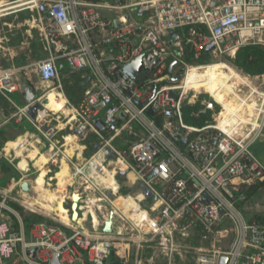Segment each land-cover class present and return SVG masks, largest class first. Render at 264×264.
Segmentation results:
<instances>
[{
    "label": "built area",
    "instance_id": "obj_1",
    "mask_svg": "<svg viewBox=\"0 0 264 264\" xmlns=\"http://www.w3.org/2000/svg\"><path fill=\"white\" fill-rule=\"evenodd\" d=\"M4 10L36 14L32 22L43 34L46 54L33 66L40 81L57 83V94L64 95L61 62L87 72L83 98L72 106L66 100L63 126L72 129L70 137L95 142L87 158L68 156L64 143L54 139L57 126L45 125L50 122L45 104L34 119L27 114L29 104L18 107L45 139L47 164L69 165V186L84 194L80 208L90 229L82 212L74 223L41 221L27 232L20 221L13 232L0 213V264H103L117 237L133 224L115 209L112 231H99L97 203L107 198L105 190H114L109 177L126 173L156 197L153 218L134 224L139 230L148 226L162 234L186 216L206 235L223 236L228 224V248L200 251L195 264H219L222 256L225 264H264V224L248 222L236 204L243 199L241 184L264 180V164L253 152L264 132V69L249 75L220 64L212 78V64L194 67L183 61L187 51L196 57L234 56L243 45L264 48V0H15L0 4ZM135 59L145 72L139 80L123 70ZM20 89L14 70L0 64V95L15 105L9 94ZM185 103H198L196 114L210 121L185 123ZM124 134L136 139L122 152ZM30 146L29 138L20 136L4 147L18 158L21 172L28 170L27 162L24 168L19 163ZM22 180L13 185L20 188Z\"/></svg>",
    "mask_w": 264,
    "mask_h": 264
},
{
    "label": "rangeland",
    "instance_id": "obj_2",
    "mask_svg": "<svg viewBox=\"0 0 264 264\" xmlns=\"http://www.w3.org/2000/svg\"><path fill=\"white\" fill-rule=\"evenodd\" d=\"M235 56L236 54L230 56L226 54L211 55L204 53L196 57L192 54L191 59L184 58L183 61L194 67L215 63L226 64L236 71L245 73L239 70L235 65ZM37 60L38 59H35L32 62H36ZM176 68L177 67H175V70ZM84 73L87 72L85 71ZM63 74V72H60L61 85L64 94L63 97L72 106L74 104L67 99L65 88L71 84H75L80 78H72L70 81H65ZM194 75L198 76L196 73ZM16 76L21 81L29 83L34 92H38L46 97L44 104L45 109L49 111L48 119H50V122L45 125L57 126L58 129L62 128V130H57L54 138L61 140L63 136L62 131L64 133H71L72 129L70 127L63 126L66 119L62 113L68 112L67 108L70 105H66L65 102L60 101L53 93H51V91H55L57 83L47 84L41 81V84L36 85V82H39L40 80L36 75L33 64L25 69L18 70ZM26 78H29V81L26 80ZM202 97L207 96L204 95ZM9 98L16 104L25 103V94L21 92V89L9 94ZM14 110L16 109L14 108ZM50 111L56 113L53 114ZM58 116L59 118H57ZM24 120L32 125L27 118L20 114L9 119L5 124L7 134L4 135V137L8 138L9 142L14 141L19 135L27 136L29 138L31 146L27 153L21 155V158L23 159L20 161L19 167L24 168L26 166V160L24 157L29 154V157L32 158L33 161L32 163L29 162V170L24 176L25 179L29 181L30 189L23 195L13 191L9 194L11 195V198L7 197L6 199L15 201L14 199L18 198V200L26 201L28 206L27 208L26 206H21L23 211H17L18 213L1 209V218L12 223L11 225L13 229H16L17 225L18 228L20 226V221L22 220L20 213L39 214L57 225H61L64 222L60 219H64L66 221L64 223H74L77 218L72 217V204L73 202H77L78 207L76 211L77 216L80 217L84 211V208L80 207L85 206L84 202H82V200L85 199L84 194L82 190L78 189L76 186H69V165L63 162L61 168H59V162H56V166L50 162L47 164L46 157L48 156V151L47 149L40 151L39 147L41 146V142L39 143L38 141L39 139L45 141V139L34 128L31 131L22 132L20 125ZM135 139V137L124 134L121 142L124 141L125 143L120 146V151L123 152L129 141L131 142ZM85 141L91 142L92 145L95 142L94 139H90L89 137L78 139L80 144H83ZM2 145L5 146V143ZM8 147L10 146L8 145ZM91 147L86 145L84 149L82 148V154L79 158L80 160L87 158L91 154ZM37 150L40 151V153H38ZM33 153H35V156ZM15 161H13V163L16 167ZM48 169H50L51 172H47L46 175ZM4 171L5 169L2 166V160H0V178L5 177L6 173ZM55 171L57 172L56 175H54ZM54 176L55 178L49 180L50 177ZM114 179L116 184L114 183ZM114 179L110 176L107 180L109 184L114 185V190H105L107 198H104V200L102 199L101 202L97 203L101 205V208L99 211L97 210L96 214L98 218L97 220L99 221V231L103 229V224L109 216V212L112 210L114 211V208L118 210L119 214L122 215L123 213L125 219L127 218L132 222L133 227L132 225H129V227L117 237L112 248L114 249L116 257L122 264H195L196 257L200 251L211 249L213 246L220 247L222 250L228 248L227 246H229L232 236L228 224H225L222 227V229H228V232H223V236L217 234L206 235L202 227L192 225L186 216L178 218L174 225L171 226L170 230L163 232L162 234L155 233L152 228L150 229L148 226H143L139 230L134 224L140 223V221L144 219V216L146 217V221L152 219L153 214L150 212V208H153L154 205L152 206L151 200L143 199L142 191L136 186L137 181L134 180L130 174L126 173L125 175H117ZM81 193L83 194L82 200H80ZM114 200L115 202H113ZM118 201H121L119 206L116 205V202ZM90 205L93 206L95 204ZM86 226L90 229V222H87ZM8 264H20V261L13 260Z\"/></svg>",
    "mask_w": 264,
    "mask_h": 264
},
{
    "label": "crops",
    "instance_id": "obj_3",
    "mask_svg": "<svg viewBox=\"0 0 264 264\" xmlns=\"http://www.w3.org/2000/svg\"><path fill=\"white\" fill-rule=\"evenodd\" d=\"M11 1H15V0H0V4L8 3ZM35 16H36V14L30 12L29 10H21V11H5L4 10V11H0V64L2 62L5 64L4 68L14 70L15 76H16V72L18 70L25 69L26 67H28L29 65L34 63L32 61H34L35 59L43 58L46 54V53H44L45 51L43 48V46H44L43 34L41 33L40 28L37 27L34 22H32V20ZM36 54L40 55V57L37 56V58H36L35 57ZM64 67H66V65L61 62L60 63V72L64 71L63 70ZM85 77H86V74H82L80 78L83 79ZM42 82L45 83L44 81H42ZM39 84H41V81L36 82V85H39ZM9 104L11 105V107H13V109L4 110L2 108V106L0 105V127L4 126L9 121V119L14 118V117L19 115L18 107H20V106L16 103H15V105H16L15 106L11 102H9ZM25 105H27V104H25ZM14 108L16 110H14ZM17 120H18V118H17ZM59 130H62V128H59L58 131ZM62 134H63V136H62L61 140H58L56 138H54V139L59 141L60 144L64 143V148H65L66 154L68 156H73V158L77 157L79 159L81 154H82V148L84 149L86 147V145H88V143H91L89 141L88 142L85 141V142H83V144L82 143L80 144V142H78V139L75 137H72V136L70 137L69 133H64L62 131ZM20 136L21 135H19L18 137H20ZM18 137H16V139ZM89 138H91V137H89ZM6 141H8V140H6ZM6 141L4 142L5 146L9 142V141L8 142H6ZM38 141H39V143L41 142V146L39 147L40 151H42L43 149H46V145H47L46 142L43 141L42 139H39ZM13 144H14V141H11L8 143L9 146H13ZM5 146L2 145L0 147V159L4 158L9 162L12 160H16V170L18 171L19 177L18 178H11L9 180L10 182H8L5 187H0V204H4V206H5V208L0 207V213L2 212L3 209L8 210L10 212L12 211V212L18 213L17 209H15L9 203L10 202L15 203V204L19 205L20 207L26 206V208L28 206L27 205L28 203H26V201L18 200V198L14 199L15 201L7 200L6 198L7 197L11 198V195H9V194H11L13 191H15L18 194H20V193L22 195L25 194L26 191H23L21 188V185L24 181H27L28 188L30 189L29 181L26 180L25 176H24L25 173L29 169L25 172H21L17 168L18 158L15 157L13 155V153H10V154L4 153V147ZM40 151H38V153H40ZM253 152L261 160V162L264 164V132H263L262 136L260 137V139L253 146ZM25 160H26L28 166H29V162L32 163V161H33V159L29 157V154L26 156ZM65 163H66V161H65ZM46 175H47V171H46ZM122 175H124V174H122ZM20 178H23V180L21 181L20 188H19L18 186L13 185V181H16ZM53 178H55V176ZM257 182H260V181H257ZM144 200H146V199H144ZM114 210H115V208H114ZM242 210L248 214H255V213L262 214V213H264V180L262 181V184L259 187V189L257 190V192L255 194H253L252 196H250V198H248L242 204ZM83 212H85V215H87V212L85 209ZM80 217L77 216V219ZM87 222H89V216L88 215H87ZM87 222H85V225Z\"/></svg>",
    "mask_w": 264,
    "mask_h": 264
},
{
    "label": "trees",
    "instance_id": "obj_4",
    "mask_svg": "<svg viewBox=\"0 0 264 264\" xmlns=\"http://www.w3.org/2000/svg\"><path fill=\"white\" fill-rule=\"evenodd\" d=\"M37 56L40 57V55L36 54V58H37ZM185 58L191 59L192 53L187 51ZM234 63L239 70L245 72L246 74H249V75L258 74L264 69V49L258 45H243L238 49L236 56H235V59H234ZM1 65L3 67H5V64L2 62H1ZM63 70H64L63 76H64L65 81H70V79H72V78H80L82 74H85L84 72L71 71L67 67H64ZM68 73L71 74L69 77L67 76ZM87 78H88V75H86V77L83 79L80 78L78 81H76L75 84H73V85L71 84L70 86L65 88L66 97L72 104L77 105L80 102V100L83 98L85 88L88 84ZM26 80L29 81V78H26ZM18 82H19L20 87H21V92L24 93L23 88H29L30 90H32L34 92L32 86H30V84L27 83L26 81H21L20 79H18ZM204 95L208 97L207 94H202L201 96H204ZM24 100H25V103H22V104L18 103V105L20 107L27 104L26 99H24ZM0 105L2 106V108L4 110L13 109V107H11L9 102L5 98H3V96H1V95H0ZM197 107H198V103H193V104L185 103L184 104L185 123H189V124L197 125V126H202L206 122L210 121L208 115H197L196 114L197 113ZM20 127L22 129V132L33 130V126L30 125L25 120L21 123ZM6 134H7V131H6V127L4 125V126L0 127V137H1L0 147L2 146L4 141L8 140V138L4 137V135H6ZM88 145L90 147L92 146L91 149L93 150L94 146L90 143H88ZM127 149H128V145L126 146L125 150H127ZM33 155L35 156V153H33ZM0 160H2V166L5 169L4 172L6 173L5 177L0 178V187H5L11 178H18L19 174H18V171L15 169L16 167L13 163V161H15V160H12L10 162L4 158H2ZM261 184H262V181L252 182V183H244V184H241V186H240V191L238 194L242 195L243 199L241 201L237 202L236 204L239 207V209L241 210L244 218L248 222L256 221L258 223L264 224V213H262V214H257V213L248 214L242 210V204L248 198H250V196H252L253 194H255L257 192V190L259 189ZM9 204H11V206H13L15 209H17V211H23L22 207H20L19 205L12 203V202H10ZM20 215L22 217V224H23L25 232H27L28 228L36 222L44 221V222L52 223L47 218H45L44 216L39 215V214H34V213L23 214V213H20ZM7 222L10 223L8 220H7ZM11 224L12 223H10L9 225H10L12 231L18 232V230H19L18 225H17L16 229H13ZM103 264H122V263L116 257L114 249H112L110 251L108 257L105 259ZM125 264H130V263H125Z\"/></svg>",
    "mask_w": 264,
    "mask_h": 264
},
{
    "label": "water",
    "instance_id": "obj_5",
    "mask_svg": "<svg viewBox=\"0 0 264 264\" xmlns=\"http://www.w3.org/2000/svg\"><path fill=\"white\" fill-rule=\"evenodd\" d=\"M213 48V45L210 44L206 47V51H210L211 49ZM174 63H172L169 68H168V71L170 72L171 71V68H172V65ZM139 65H140V60L139 59H135L129 63H127L126 65H124L123 67V70L124 72L127 73V75H130L132 76V78L134 80H139L142 76H144L145 72L144 71H140L139 70ZM71 74L69 73L67 76L69 77ZM173 81H177L178 80V77H173L172 78ZM24 90V93H25V99L27 101V104H29V108L27 110V114L28 116L31 118V119H34L35 118V114L37 112V110H41L43 108V105H44V101L46 99H37L36 96L32 93V91L29 89V88H23ZM175 93L173 92L172 95H174ZM149 112L151 113L152 110H149ZM182 141L183 143H186V139L184 137H182ZM192 145H190L188 147V149L191 148ZM244 173L246 174V171L244 170ZM136 186L142 191V195H143V198L146 199V200H151V204L152 206L155 204L156 202V197L155 195L153 194V192L148 188L146 187L143 183L141 182H137L136 183ZM21 188L23 191H28L29 188H28V183L27 181H24L21 185ZM74 196V195H73ZM78 196V195H77ZM78 205H77V202H73L72 204V217L73 218H77V209ZM154 207V206H153ZM112 212H110V217L107 221H105L104 223V227H103V230L105 233H110L112 231L111 229V225H112ZM33 253H35L36 249H33L32 250ZM225 261H226V257L225 256H222L220 258V262L219 264H225ZM55 264H57V261H55Z\"/></svg>",
    "mask_w": 264,
    "mask_h": 264
},
{
    "label": "bare ground",
    "instance_id": "obj_6",
    "mask_svg": "<svg viewBox=\"0 0 264 264\" xmlns=\"http://www.w3.org/2000/svg\"><path fill=\"white\" fill-rule=\"evenodd\" d=\"M218 67H220V64L219 63H215V64H212L210 66V70H211L210 71V74H211L212 78H214L213 75L215 73V69H218ZM197 77H201V75H198ZM214 85H215L214 83H210L209 89L211 91L214 90V87H215ZM51 93H53L60 101L66 103V99L62 96L61 93L60 94H57L56 91H51ZM128 174H130L133 177V179H134V176H133L132 173H128ZM114 202H115V200H114ZM116 204L119 206L121 204V201L116 202ZM154 207H156V204L154 205ZM60 220L66 222L64 219H60Z\"/></svg>",
    "mask_w": 264,
    "mask_h": 264
},
{
    "label": "flooded vegetation",
    "instance_id": "obj_7",
    "mask_svg": "<svg viewBox=\"0 0 264 264\" xmlns=\"http://www.w3.org/2000/svg\"><path fill=\"white\" fill-rule=\"evenodd\" d=\"M31 91H32V90H31ZM32 93L36 96L37 99H40V100H41V99H46V97H45L44 95H42V94H38V93L33 92V91H32Z\"/></svg>",
    "mask_w": 264,
    "mask_h": 264
}]
</instances>
